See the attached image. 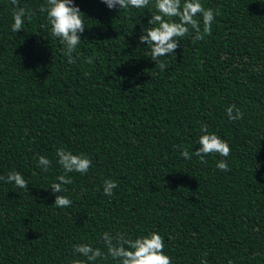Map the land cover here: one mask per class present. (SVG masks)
<instances>
[{
    "label": "trees",
    "instance_id": "1",
    "mask_svg": "<svg viewBox=\"0 0 264 264\" xmlns=\"http://www.w3.org/2000/svg\"><path fill=\"white\" fill-rule=\"evenodd\" d=\"M202 3L219 13L212 34L182 38L161 70L138 39L154 9L73 0L86 28L69 64L39 10L46 0H18L30 16L16 33L15 6L0 0V176L15 170L29 183L0 180V264H73L85 259L76 244L106 251L104 231H156L173 264H264V0ZM230 104L243 119L228 120ZM202 125L229 157L180 155L199 147ZM61 147L92 162L68 174V208L49 190ZM221 159L229 171L216 168ZM106 179L118 185L111 197Z\"/></svg>",
    "mask_w": 264,
    "mask_h": 264
},
{
    "label": "clouds",
    "instance_id": "2",
    "mask_svg": "<svg viewBox=\"0 0 264 264\" xmlns=\"http://www.w3.org/2000/svg\"><path fill=\"white\" fill-rule=\"evenodd\" d=\"M10 2L15 6L11 29L16 33L23 30L25 17L30 16V13L27 8L18 6V0H10ZM101 2L109 9H154L147 22L149 27L141 31L138 39L149 48L148 55L161 70L166 68L161 58L174 55L182 38L192 34L193 40L202 41L206 36H210L214 19L219 14L212 8H206L202 0H101ZM39 10L46 13L51 36L63 44L64 55L68 57L67 62L75 63L72 53L81 42L80 34L85 31V15L73 4V0H46V5H41ZM85 62L93 63V57H86ZM225 113L232 122L241 120L244 116L235 104H230L225 109ZM200 131L199 147L194 152L190 154L186 148L181 149L180 155L185 160H191L192 156H195L202 163H207L204 159L207 155L219 154L224 158L230 156L231 148L225 140L214 132H209L206 125H202ZM55 155L63 173L56 177V182L51 183L49 190L51 193H59L55 196L54 207L68 208L72 205V200L63 195L67 191L64 186L73 182L68 174L84 175L92 166V162L85 154H73L62 147L56 149ZM51 163L49 158L41 155L37 157L36 166L47 172ZM216 168L222 172L230 170L226 159L218 160ZM0 180L26 190L29 184L24 176L15 170L9 172L7 176H0ZM117 187L115 180L106 179L102 185L104 195L111 197ZM100 239L106 251L91 244L74 245V253L85 259L74 260L73 264H97L98 261H106L109 258L116 264H173L171 257L164 252V238L156 231L134 239L126 237L123 233L110 234L104 231ZM204 255L206 256V253ZM201 264H207V260L202 258ZM228 264H232V261L229 260Z\"/></svg>",
    "mask_w": 264,
    "mask_h": 264
}]
</instances>
